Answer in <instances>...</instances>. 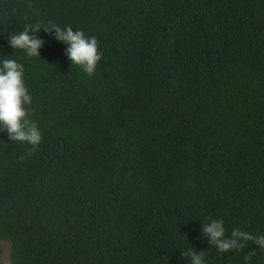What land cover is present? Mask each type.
<instances>
[{
    "label": "trees",
    "instance_id": "obj_1",
    "mask_svg": "<svg viewBox=\"0 0 264 264\" xmlns=\"http://www.w3.org/2000/svg\"><path fill=\"white\" fill-rule=\"evenodd\" d=\"M43 21L95 36L89 76ZM24 66L42 140L0 132L10 264H264V0H0V60ZM23 157V159H21ZM224 221L242 248L210 245Z\"/></svg>",
    "mask_w": 264,
    "mask_h": 264
},
{
    "label": "clouds",
    "instance_id": "obj_2",
    "mask_svg": "<svg viewBox=\"0 0 264 264\" xmlns=\"http://www.w3.org/2000/svg\"><path fill=\"white\" fill-rule=\"evenodd\" d=\"M42 27L45 32L54 34L56 40L67 45L65 54L72 64L79 66L89 76L94 74L103 53L98 50L97 38L86 35L83 30L37 21L25 24L22 30L8 35L9 46L13 50H23L28 57H41L39 49L44 41L36 33ZM31 104L32 97L24 81V66L16 59L0 60V132H6L11 141L31 145L34 152L42 140V133L38 124L29 119ZM202 230L210 245L215 246L219 252L242 248L243 241L250 238L247 233L238 229H233L231 235L226 236L224 221L221 219L210 220L202 226ZM257 243L264 246V237H259ZM181 255H187L190 264H205L203 254L193 249Z\"/></svg>",
    "mask_w": 264,
    "mask_h": 264
},
{
    "label": "rangeland",
    "instance_id": "obj_3",
    "mask_svg": "<svg viewBox=\"0 0 264 264\" xmlns=\"http://www.w3.org/2000/svg\"><path fill=\"white\" fill-rule=\"evenodd\" d=\"M0 264H10V243L0 239Z\"/></svg>",
    "mask_w": 264,
    "mask_h": 264
}]
</instances>
